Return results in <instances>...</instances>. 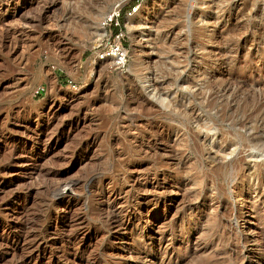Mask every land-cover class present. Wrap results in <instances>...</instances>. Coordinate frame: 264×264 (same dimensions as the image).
<instances>
[{
	"label": "rangeland",
	"instance_id": "obj_1",
	"mask_svg": "<svg viewBox=\"0 0 264 264\" xmlns=\"http://www.w3.org/2000/svg\"><path fill=\"white\" fill-rule=\"evenodd\" d=\"M119 1L0 0V264H264V0H128L124 72Z\"/></svg>",
	"mask_w": 264,
	"mask_h": 264
},
{
	"label": "built area",
	"instance_id": "obj_2",
	"mask_svg": "<svg viewBox=\"0 0 264 264\" xmlns=\"http://www.w3.org/2000/svg\"><path fill=\"white\" fill-rule=\"evenodd\" d=\"M121 5L117 3L113 11L104 17L102 27L104 35L96 38V44L92 46L95 53V60L105 62L106 66L111 69L124 72L128 62V51L126 48L125 33L121 19ZM73 86L72 81H68ZM45 92L42 84L34 89V96H40Z\"/></svg>",
	"mask_w": 264,
	"mask_h": 264
},
{
	"label": "bare ground",
	"instance_id": "obj_3",
	"mask_svg": "<svg viewBox=\"0 0 264 264\" xmlns=\"http://www.w3.org/2000/svg\"><path fill=\"white\" fill-rule=\"evenodd\" d=\"M128 0H121V1H119L118 3L121 5V4H123V3H126ZM114 9V8H113ZM113 9H112V11H113ZM137 11V10H136ZM15 14V13H14ZM109 14V13H108ZM108 14H105L103 17H101V18H99L100 20H99V28H95V30L93 31V32H88V36H87V40H91L92 38H94V37H97V38H100L101 36H103L104 35V28L102 27V20L104 19V17L106 16V15H108ZM12 17V16H11ZM132 21H133V19H127V23H126V25H127V29L128 30H132V29H134L135 27V24L134 25H132L133 23H132ZM92 44H94V42H91V45ZM93 57H95V53H93ZM95 62H98L99 63V61H95ZM100 63H102V62H100ZM152 94V93H151ZM159 103L161 104V105H164L165 106V104H166V101L164 100V99H162V100H160L159 101ZM165 107H167V106H165ZM211 131V130H210ZM210 136V135H209ZM220 137V136H219ZM215 145V144H214ZM210 148V147H209ZM218 152V151H217ZM229 153V152H228ZM231 153V152H230ZM223 155V154H222ZM225 155V154H224ZM22 164V163H21Z\"/></svg>",
	"mask_w": 264,
	"mask_h": 264
}]
</instances>
